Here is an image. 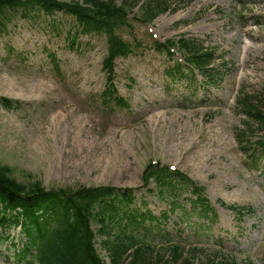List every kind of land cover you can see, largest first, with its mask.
<instances>
[{
  "label": "rangeland",
  "instance_id": "rangeland-1",
  "mask_svg": "<svg viewBox=\"0 0 264 264\" xmlns=\"http://www.w3.org/2000/svg\"><path fill=\"white\" fill-rule=\"evenodd\" d=\"M150 2L169 10L147 22ZM21 14L8 13L0 27V167L27 188H136L144 195L136 205L146 201L159 215L170 206L156 191L148 195L142 179L149 162L159 160L204 185L214 208L211 220L193 202H182L188 221L178 212L168 222L175 234L188 236L211 225L193 264L212 258L264 264V161L255 166L244 149L264 138V125L238 104L246 95L264 110V0H141L117 30L134 45L115 65V86L129 104L123 109L106 106L101 96L104 34L73 39L72 16ZM180 36L219 48L213 83L198 74L167 78L182 57L176 51L170 58L154 43ZM23 238L20 227L0 228V264H26L15 256Z\"/></svg>",
  "mask_w": 264,
  "mask_h": 264
},
{
  "label": "trees",
  "instance_id": "trees-1",
  "mask_svg": "<svg viewBox=\"0 0 264 264\" xmlns=\"http://www.w3.org/2000/svg\"><path fill=\"white\" fill-rule=\"evenodd\" d=\"M130 1L119 5L116 0H0V27L5 25L6 10H21L24 17L32 11L48 16L63 12L75 18L76 32L105 34L108 55L103 66L108 75L104 101L123 104L124 100L116 95L113 85V64L117 58L132 53V46L116 33L118 28L126 25L130 9L140 0L132 6ZM159 7L156 6L155 10L147 8L145 20L151 21L164 11ZM179 42L190 68L176 64V70L169 75L187 78L186 67L192 74L198 70L204 78H214L210 64L215 50L204 48L202 42L195 39L181 37ZM163 47L164 44H157L158 50ZM4 102L9 105L8 100ZM241 103L250 117L264 123L263 112L246 99ZM258 145L259 157H264V141ZM9 172V168L0 167V228L21 227L24 238L18 244L22 247L18 248L16 257L27 264H108L98 252V244L106 251L110 264H193L191 255L197 249H187L186 244L181 240L173 241L170 235L167 240H162L167 234L162 233L161 225H167L170 216L178 212L184 215L183 220L189 219L191 214L183 208L182 202H193L198 214L206 218L213 212L202 185L181 171H171L159 165L148 166L143 181L145 185L155 183L157 198L170 206L161 215L146 209L145 203L137 206L133 188L100 185L46 189L39 183L27 188L10 177ZM230 208L237 213L242 210L236 206ZM157 237L166 246L155 250L153 239ZM208 264L234 262L226 258ZM246 264L253 263L247 261Z\"/></svg>",
  "mask_w": 264,
  "mask_h": 264
},
{
  "label": "bare ground",
  "instance_id": "bare-ground-1",
  "mask_svg": "<svg viewBox=\"0 0 264 264\" xmlns=\"http://www.w3.org/2000/svg\"><path fill=\"white\" fill-rule=\"evenodd\" d=\"M249 31L245 32V33H248Z\"/></svg>",
  "mask_w": 264,
  "mask_h": 264
}]
</instances>
